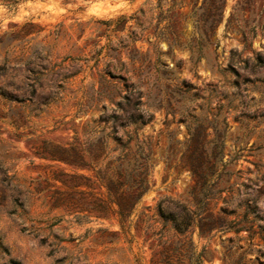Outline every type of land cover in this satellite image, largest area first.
<instances>
[{
	"label": "rangeland",
	"instance_id": "obj_1",
	"mask_svg": "<svg viewBox=\"0 0 264 264\" xmlns=\"http://www.w3.org/2000/svg\"><path fill=\"white\" fill-rule=\"evenodd\" d=\"M257 55L264 59V0H0V264H153L166 251L170 264H264ZM130 112L149 120L124 129L138 128L152 147L149 188L129 230L113 216L78 221L53 207L54 175L74 168L49 152L76 137L96 143L113 115ZM224 117L223 161L204 207L178 162L187 124L205 122L213 146ZM162 200L166 210L185 204L226 220L180 234L160 217Z\"/></svg>",
	"mask_w": 264,
	"mask_h": 264
},
{
	"label": "trees",
	"instance_id": "obj_2",
	"mask_svg": "<svg viewBox=\"0 0 264 264\" xmlns=\"http://www.w3.org/2000/svg\"><path fill=\"white\" fill-rule=\"evenodd\" d=\"M251 58L247 57L242 61L247 64ZM255 60L260 65L264 63L261 55H257ZM235 71L239 77V72ZM236 86H239L238 82ZM130 107L128 101L124 107L125 112ZM113 117L112 130L106 132V128L103 127L99 131L101 135L96 143H83L76 137L74 142L54 146V149L49 152L50 158L73 167L74 171L59 170L54 175V179L60 182V186L48 195L53 199V207H62L66 211L76 213L75 218L78 221L88 220L91 216L96 218L113 216L121 228L128 231L134 211L149 188L152 146L149 140L139 139L138 128L132 133L126 131L124 127L127 122L141 121V124H144L149 119H144V113L136 115L135 112H130L126 116L115 114ZM119 120L120 126H117ZM226 127L227 122L224 117L221 127L218 128V139L213 146H209V141L206 139L208 125L203 121L196 126L187 124L189 138L184 143L178 165L192 173L195 181L194 188L198 189L197 194H200L199 199L204 207L208 205L207 201L213 198L214 187L217 185L213 175L220 174ZM75 132L78 131L75 130ZM134 138L136 142L132 144ZM110 139L116 142L115 146L110 145ZM79 170L90 171L92 174ZM19 198L18 196L14 198L15 207L23 205ZM180 206L179 210L170 211L164 209L163 200L158 205V213L162 220L165 223L169 222L171 227L180 234L193 232L192 228L195 227L199 228L200 233L210 232L226 220V217L220 213L215 215L209 211L207 215H203L200 208L191 209L185 204ZM13 212H16V208ZM226 212L227 210L222 208V213ZM25 229L27 228H23ZM30 232L34 230L31 229ZM35 235L37 236L38 233ZM165 257L164 260H156L153 264H170L168 251Z\"/></svg>",
	"mask_w": 264,
	"mask_h": 264
}]
</instances>
